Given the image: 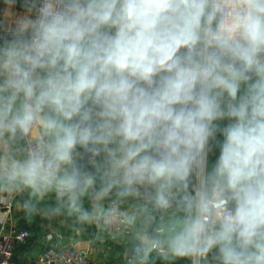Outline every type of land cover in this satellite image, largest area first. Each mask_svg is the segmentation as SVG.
I'll return each instance as SVG.
<instances>
[{
  "label": "clouds",
  "instance_id": "obj_1",
  "mask_svg": "<svg viewBox=\"0 0 264 264\" xmlns=\"http://www.w3.org/2000/svg\"><path fill=\"white\" fill-rule=\"evenodd\" d=\"M17 4L0 190L29 216L54 194L44 210L127 241L125 264H264V0Z\"/></svg>",
  "mask_w": 264,
  "mask_h": 264
},
{
  "label": "crops",
  "instance_id": "obj_2",
  "mask_svg": "<svg viewBox=\"0 0 264 264\" xmlns=\"http://www.w3.org/2000/svg\"><path fill=\"white\" fill-rule=\"evenodd\" d=\"M19 10L18 0L17 11ZM217 155L218 152L210 155V163L214 162ZM10 193H13L15 196V208L13 214L10 216V223L15 227H19L22 226V221L28 218L25 211L23 212L24 215L21 214L23 211L21 204L27 194L0 190V208L2 207L4 196ZM41 203L44 206L41 209L54 207V194L45 198ZM88 206L89 202L85 199V207ZM40 224L42 226V222ZM41 228L38 225V230L35 234H31V237L23 244L15 247V257L20 264H28V261L47 243L72 245L76 248L83 249L90 257L99 259L103 264H125L124 252L128 247V242L115 238L111 232L102 228L98 223L80 225L76 224L73 218L66 214H56L54 227L50 230L51 233L47 231L43 232L44 230L41 231ZM153 264H188V261L184 258L164 260L159 256H154Z\"/></svg>",
  "mask_w": 264,
  "mask_h": 264
},
{
  "label": "built area",
  "instance_id": "obj_3",
  "mask_svg": "<svg viewBox=\"0 0 264 264\" xmlns=\"http://www.w3.org/2000/svg\"><path fill=\"white\" fill-rule=\"evenodd\" d=\"M15 208L13 193L4 196L0 219V264H20L15 257V247L23 244L31 235L26 226L15 227L10 216ZM28 264H103L90 257L83 249L72 245L47 243Z\"/></svg>",
  "mask_w": 264,
  "mask_h": 264
},
{
  "label": "rangeland",
  "instance_id": "obj_4",
  "mask_svg": "<svg viewBox=\"0 0 264 264\" xmlns=\"http://www.w3.org/2000/svg\"><path fill=\"white\" fill-rule=\"evenodd\" d=\"M24 210L22 211V215H24ZM59 215V214H58ZM55 216L56 214L52 215V214H49L46 210L42 209L40 212L36 213L33 215V217L38 220V225H40V227H44V229L41 228V231L44 230L43 232L47 231L49 233L50 230H52V228L54 227V224H55ZM33 219L29 218L28 223H31ZM40 220V221H39ZM42 222V226H41V223Z\"/></svg>",
  "mask_w": 264,
  "mask_h": 264
},
{
  "label": "trees",
  "instance_id": "obj_5",
  "mask_svg": "<svg viewBox=\"0 0 264 264\" xmlns=\"http://www.w3.org/2000/svg\"><path fill=\"white\" fill-rule=\"evenodd\" d=\"M25 199H27V196H25L24 197V200ZM22 205V204H21ZM42 207H44L43 206V204L41 203V208ZM27 215V214H26ZM32 216V215H31ZM31 216H29L28 215V218L27 219H25V220H23L22 222L23 223H21L23 226H26V227H28L29 229H30V231H31V234H35L36 233V231L38 230V220H36L33 216L31 217ZM29 218L31 219H33L32 221H31V223H28V221L27 220H29ZM30 237H31V235H30ZM29 239V238H28Z\"/></svg>",
  "mask_w": 264,
  "mask_h": 264
}]
</instances>
